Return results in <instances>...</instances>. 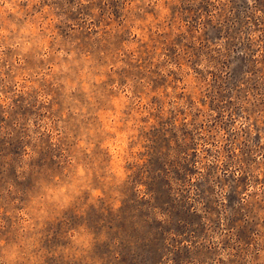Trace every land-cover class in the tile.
Masks as SVG:
<instances>
[{
	"label": "rangeland",
	"instance_id": "rangeland-1",
	"mask_svg": "<svg viewBox=\"0 0 264 264\" xmlns=\"http://www.w3.org/2000/svg\"><path fill=\"white\" fill-rule=\"evenodd\" d=\"M0 264H264V0H0Z\"/></svg>",
	"mask_w": 264,
	"mask_h": 264
}]
</instances>
